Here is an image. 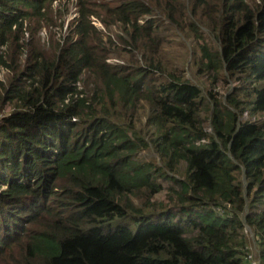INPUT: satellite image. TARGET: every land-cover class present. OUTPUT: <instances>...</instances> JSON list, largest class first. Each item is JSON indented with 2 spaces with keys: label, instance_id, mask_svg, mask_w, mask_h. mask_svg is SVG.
I'll list each match as a JSON object with an SVG mask.
<instances>
[{
  "label": "trees",
  "instance_id": "16d2710c",
  "mask_svg": "<svg viewBox=\"0 0 264 264\" xmlns=\"http://www.w3.org/2000/svg\"><path fill=\"white\" fill-rule=\"evenodd\" d=\"M56 1L0 0V264H252L246 222L264 264V0H78L60 36Z\"/></svg>",
  "mask_w": 264,
  "mask_h": 264
},
{
  "label": "rangeland",
  "instance_id": "374dc122",
  "mask_svg": "<svg viewBox=\"0 0 264 264\" xmlns=\"http://www.w3.org/2000/svg\"><path fill=\"white\" fill-rule=\"evenodd\" d=\"M77 1L78 0H64L62 5H60V3L57 1L54 3V7L56 9L63 10L65 8H68V12L65 14L64 26L61 27L58 25L54 27V30L58 32L59 36L68 33L70 22L73 19L78 17L79 13H78ZM98 1L108 2L112 0H98ZM178 4L184 5L186 7V11L189 16L188 19L191 20L193 17V14L191 11V4L189 0H178ZM149 18H156L158 21H163L164 19L163 25H166V44L169 49L168 58L166 57V62L168 63V66L170 68H180L178 66H173L172 61L177 64H182L181 67L184 68V76L186 78H188L194 84L204 85L207 81V77L198 78L197 75L195 74V67L193 66L192 62H189L188 66H184L189 53H191L197 48L195 40L186 33L184 34L180 33L179 31L174 29V31L177 32L175 34L173 30H168L167 25L170 22L167 20V18L165 19V17L161 13H159V10H155L150 15ZM93 20L96 22L95 23L96 26L100 30H102L106 34V36H111L113 40L117 43L120 41L119 36L123 35V30H122L120 23L112 25L111 28L107 30L98 18L93 16ZM203 30L207 31L205 27H203ZM208 34H210V32H208ZM40 35H41V42L44 44L45 48L46 49L51 48L52 42L50 41V32L46 28H43L40 31ZM23 57L25 58V55H23ZM108 61L112 63H125L126 59L120 55L119 51L114 50L113 53L111 54V57L108 59ZM0 75L2 79H4L6 76V70L4 69L0 73ZM208 81H209V84H211L212 80L210 78L208 79ZM234 85H235V82L232 81L231 83L228 82L225 87L223 86V87L217 88L216 86H214V89L223 95L224 93H227L230 89H232ZM203 93L204 94L207 93V87H204ZM211 126H212L211 122L207 120L205 123L206 131L211 133L212 131ZM140 156L147 160H153L156 157L153 150L143 151ZM238 178H239V181L242 182V184L243 183L246 184L244 173H240L238 175ZM139 205L141 206V203ZM247 213H248V209L246 208V211L242 212V216L245 217V214ZM244 234L247 238L248 258L250 259V262L252 264H263V260L261 257L262 256L261 249H260V245H259L258 239L255 234V231L247 222L245 223Z\"/></svg>",
  "mask_w": 264,
  "mask_h": 264
},
{
  "label": "built area",
  "instance_id": "2783aa9c",
  "mask_svg": "<svg viewBox=\"0 0 264 264\" xmlns=\"http://www.w3.org/2000/svg\"><path fill=\"white\" fill-rule=\"evenodd\" d=\"M228 209H229V205L227 203H224L222 206H220L221 211L228 212Z\"/></svg>",
  "mask_w": 264,
  "mask_h": 264
},
{
  "label": "clouds",
  "instance_id": "9594fccd",
  "mask_svg": "<svg viewBox=\"0 0 264 264\" xmlns=\"http://www.w3.org/2000/svg\"><path fill=\"white\" fill-rule=\"evenodd\" d=\"M95 17V16H94ZM92 18H93V16H92ZM93 23L95 24L96 22L93 20ZM96 25V24H95Z\"/></svg>",
  "mask_w": 264,
  "mask_h": 264
}]
</instances>
